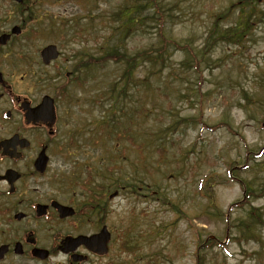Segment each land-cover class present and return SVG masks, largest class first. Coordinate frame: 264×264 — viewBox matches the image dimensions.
Segmentation results:
<instances>
[{
    "label": "rangeland",
    "instance_id": "rangeland-1",
    "mask_svg": "<svg viewBox=\"0 0 264 264\" xmlns=\"http://www.w3.org/2000/svg\"><path fill=\"white\" fill-rule=\"evenodd\" d=\"M190 1L192 7L174 20L171 34L198 47L211 24V9L221 11L235 0ZM120 2L28 0L35 6L31 21H11L12 7L5 14L10 25L21 26L24 33L36 23L38 28L45 27L43 36L26 42L35 60L37 51L50 42L59 44L64 54L72 50L98 54L95 40L108 32L106 17ZM260 2L258 9L264 11V1ZM6 7L0 3V14ZM236 16L232 12L222 24L233 25ZM46 18L48 22L43 23ZM60 18L71 24L79 20L84 39L63 47L55 38ZM152 26L148 22L142 28L143 37L129 41L128 47L135 50L150 43L154 30L148 27ZM182 59L181 53H175L166 63L169 68L159 75L157 83L167 97L154 91V84L132 89L126 115L120 118L125 131L112 138L94 126L95 120H106L108 104L96 107L92 99L105 90L100 82L111 78L116 68L108 64L99 70L96 84L89 83V69V84L71 89L75 101L70 99L73 103L68 105L73 107L70 122L76 126V146L71 147L75 154L68 162L70 174L80 180L84 168L93 170V180L106 185L107 195L115 189L119 192L108 203L106 220L113 233L112 254L108 262L97 264H196L197 244L203 239L216 242L204 252L205 264H264V226H256L254 237L241 235L244 226L253 222L247 217L250 207L258 209L264 220V197L251 199L250 206L242 204L246 199L239 185L243 180L253 187L264 185L260 124L264 118V15L243 44L216 47L199 74L182 70ZM146 74L142 70L137 76ZM177 119L181 120L175 134L168 133V140L158 139L159 131ZM79 133L82 136L77 137ZM160 143L168 147L165 160L157 159L155 147ZM115 177L118 183L113 182ZM128 227L138 246L133 254L118 249Z\"/></svg>",
    "mask_w": 264,
    "mask_h": 264
},
{
    "label": "flooded vegetation",
    "instance_id": "flooded-vegetation-1",
    "mask_svg": "<svg viewBox=\"0 0 264 264\" xmlns=\"http://www.w3.org/2000/svg\"><path fill=\"white\" fill-rule=\"evenodd\" d=\"M0 3L8 6L0 14V264L108 262L113 233L106 224L111 202L106 185L76 179L68 164L75 154L71 147L76 130L68 103H73L71 89L81 87L75 84L80 55L75 60L73 50L64 54L59 44L50 42L45 45H54L57 57L44 64V45L35 60L26 42L42 36L37 23L26 33L13 25L19 31L12 33L5 14L12 3ZM26 11L20 10L22 17ZM86 59L84 76L89 71ZM45 96L51 100L42 105ZM104 227L110 237L107 252L99 255L85 245V238Z\"/></svg>",
    "mask_w": 264,
    "mask_h": 264
},
{
    "label": "trees",
    "instance_id": "trees-1",
    "mask_svg": "<svg viewBox=\"0 0 264 264\" xmlns=\"http://www.w3.org/2000/svg\"><path fill=\"white\" fill-rule=\"evenodd\" d=\"M193 3L190 0H175L170 4L167 0H121L117 8L106 17L108 32L104 37L100 36L95 40L99 53L89 54V83H97L98 72L106 65H113L116 68L117 71L111 78L100 82L102 87H106L105 90L101 89L96 98L92 99L98 106L108 104L105 110L106 120L101 119L99 123L102 130L109 132V137L112 138V135L119 134L122 129L125 131V128H121L120 118L126 115L128 109L126 99L132 95L131 91L134 87L137 85L149 87L154 84V91H157L160 96L167 97L163 95L165 92L161 90L157 82L161 72L163 71L164 74L169 68V64L166 63L175 53L183 55L179 64L182 70L186 72V69H191L193 73L199 74V71L210 63L211 53L216 47L221 44H243L264 15V11L258 9L260 0H235V2L230 1L228 6L221 11L211 9L212 20L205 37L198 47H192V43L188 40L174 37L171 34V27L174 25V20L179 19L178 15H183L184 10L191 8ZM232 12L237 14L235 23L231 26H224L222 22L226 21ZM148 22L153 23L152 27H148L154 30L152 41L142 48L130 49L128 42L136 37H143L145 31L142 28L148 26ZM74 27L76 31L79 27L80 36L85 35L79 20L76 21ZM142 70H146L147 74L144 78H139L137 75ZM80 81L83 84V80L80 79ZM180 120H175L159 131L158 139L161 137L162 140H168L170 138L167 136L168 133L175 134V128L180 124ZM260 124L264 130V118ZM129 143L133 145L134 139L130 137ZM155 151L159 154L157 159H166L167 145L160 143L155 147ZM239 185L246 199L242 204H249L251 199L264 197V185L253 187L244 180L240 181ZM130 187L132 190L135 188L133 183ZM248 212L247 217L253 219V222L244 226L241 235L254 237L253 231L257 225L264 226V220L261 219L258 209L250 207ZM125 236L129 243L132 238L130 231ZM215 243L214 239H203L198 242L196 264H205L204 252L215 246Z\"/></svg>",
    "mask_w": 264,
    "mask_h": 264
},
{
    "label": "water",
    "instance_id": "water-1",
    "mask_svg": "<svg viewBox=\"0 0 264 264\" xmlns=\"http://www.w3.org/2000/svg\"><path fill=\"white\" fill-rule=\"evenodd\" d=\"M16 2H21V0H13ZM19 31L18 27L12 28V33H17ZM57 56L56 50L54 46H47L41 51V58L44 64H47L50 59H53ZM47 100H51L48 97H44L42 100V105L45 104ZM41 105V106H42ZM36 115V113H34ZM109 236L108 233H106L105 229H102L101 233L97 236H93L91 238H85V245L88 246L90 244V248L97 247L99 250H96L97 253L102 254L106 251V242L108 241ZM88 244V245H87Z\"/></svg>",
    "mask_w": 264,
    "mask_h": 264
}]
</instances>
